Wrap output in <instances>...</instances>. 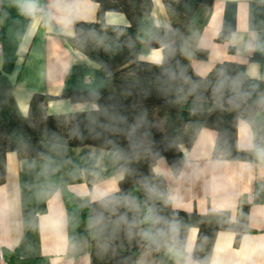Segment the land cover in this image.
Instances as JSON below:
<instances>
[{
    "label": "clouds",
    "instance_id": "clouds-1",
    "mask_svg": "<svg viewBox=\"0 0 264 264\" xmlns=\"http://www.w3.org/2000/svg\"><path fill=\"white\" fill-rule=\"evenodd\" d=\"M8 3L27 20L26 53L40 36L103 70L93 52L120 53V37L131 39L127 15H99L98 0ZM163 15L134 41L154 79L122 95L154 93L167 111L129 116L130 101L102 103L100 89L50 103L63 129L28 155L5 154L0 257L23 247L43 264H264V0H213L203 25L183 28ZM52 60L45 82L70 70L62 54ZM30 107L20 104L24 117Z\"/></svg>",
    "mask_w": 264,
    "mask_h": 264
},
{
    "label": "trees",
    "instance_id": "trees-1",
    "mask_svg": "<svg viewBox=\"0 0 264 264\" xmlns=\"http://www.w3.org/2000/svg\"><path fill=\"white\" fill-rule=\"evenodd\" d=\"M101 5L99 15L105 10L123 13L132 22V28L128 30L131 39L127 36L120 37V53L93 52V60H99L104 64L106 83L98 87L103 93L102 103H112L109 99L116 94L124 103V110L129 115L135 114L139 107L148 106L152 115L160 111H167V106H159L158 97L153 93L152 97L145 100L135 89H132L130 97L122 95L123 90L136 80L145 83L151 82L156 75V70L148 65L140 63L137 53L141 45L135 43V36L139 31L138 26L148 27L151 24L154 8L153 0H98ZM168 17L175 27H186L196 10L200 7H210L213 0H163ZM116 31L108 29L107 36L115 39ZM103 34V33H102ZM91 51V49H90ZM111 73V75H110ZM91 91L65 89L60 96L35 93L30 100V111L27 117L8 116L0 114V183L4 181L6 167L5 154L13 150L23 157L30 151L40 147L39 141L45 139L51 131L62 130L63 116H51L47 112V104L54 99H69L72 102H83L89 99ZM11 264H43L38 258L19 259L16 254L7 253Z\"/></svg>",
    "mask_w": 264,
    "mask_h": 264
},
{
    "label": "crops",
    "instance_id": "crops-1",
    "mask_svg": "<svg viewBox=\"0 0 264 264\" xmlns=\"http://www.w3.org/2000/svg\"><path fill=\"white\" fill-rule=\"evenodd\" d=\"M160 3L163 7L157 8L154 3L152 17L156 16L163 20V14L167 11L163 0H160ZM210 8L211 6L198 8L194 13L192 23L203 25L206 22L205 12ZM232 8L233 6L230 5L229 19L232 18ZM26 29L27 20L9 5L8 0H4V3L0 4V114L23 116L20 104L24 102L30 104L35 93L60 96L65 89L92 91L106 83L105 71L98 70L93 61L79 56H69L68 51L60 53L58 44L53 42L49 45L40 36L31 41L30 52L23 51L21 43ZM60 54L70 61L68 74L62 80L45 82L42 78L43 70L53 63V57L58 58ZM60 101L65 104H75L69 99L51 100L47 104L48 114L49 104ZM7 163L14 168L12 158H9ZM29 242L35 245L36 237H30ZM15 254L19 259H31L23 247L17 249Z\"/></svg>",
    "mask_w": 264,
    "mask_h": 264
},
{
    "label": "built area",
    "instance_id": "built-area-1",
    "mask_svg": "<svg viewBox=\"0 0 264 264\" xmlns=\"http://www.w3.org/2000/svg\"><path fill=\"white\" fill-rule=\"evenodd\" d=\"M0 264H11L6 252L4 253L3 257H0Z\"/></svg>",
    "mask_w": 264,
    "mask_h": 264
}]
</instances>
